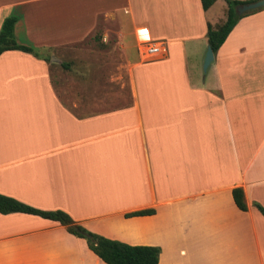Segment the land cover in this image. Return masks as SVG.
<instances>
[{
  "label": "crops",
  "instance_id": "obj_1",
  "mask_svg": "<svg viewBox=\"0 0 264 264\" xmlns=\"http://www.w3.org/2000/svg\"><path fill=\"white\" fill-rule=\"evenodd\" d=\"M219 2L223 18L208 19ZM226 10V0L207 11L200 0H0V29L15 16L18 44L52 52L47 62L0 55V70L17 62L31 71L22 93L0 89V195L62 211L110 240L157 247L158 264H264L255 207L264 209V9L237 22L204 72L208 26ZM101 17L120 29L115 68L126 70L128 102L96 110V72L110 65L92 48L80 57ZM156 42L162 56L142 61L139 47ZM57 69L62 85L79 78L81 94L65 93L76 109L54 91ZM109 82L100 81L103 92L118 84ZM143 210L154 213L126 216ZM0 264L105 263L58 222L12 213L0 214Z\"/></svg>",
  "mask_w": 264,
  "mask_h": 264
},
{
  "label": "trees",
  "instance_id": "obj_2",
  "mask_svg": "<svg viewBox=\"0 0 264 264\" xmlns=\"http://www.w3.org/2000/svg\"><path fill=\"white\" fill-rule=\"evenodd\" d=\"M216 1L217 0H200L202 9L207 11ZM226 3L227 10L225 21L215 28L210 25L208 26L207 39L213 54L217 53L237 22L242 17L248 15V13L238 15L236 12V8L244 4V2L226 0ZM16 21L17 19L15 16H9L4 19L1 25L0 55L7 51H20L48 61L49 59L39 54L36 49L20 45L15 41L13 31ZM62 67L64 69H69V65L65 63L62 64ZM232 197L239 210L244 212L248 210L244 192L241 188L233 189ZM255 207L264 216V209L259 205H255ZM12 213L28 214L58 222L72 235L84 239L88 248L105 264H158L159 262L160 249L157 247L130 246L110 240L84 229L62 211H41L15 199L0 195V214L8 215ZM153 213L154 210H143L127 214L126 216H146Z\"/></svg>",
  "mask_w": 264,
  "mask_h": 264
},
{
  "label": "rangeland",
  "instance_id": "obj_3",
  "mask_svg": "<svg viewBox=\"0 0 264 264\" xmlns=\"http://www.w3.org/2000/svg\"><path fill=\"white\" fill-rule=\"evenodd\" d=\"M258 0H250L247 2H255ZM221 3L223 2H219L210 12V14L208 15V19L211 20H219L221 18H223V14L222 11H220V7H221ZM220 4V5H219ZM264 8H261V10H263ZM260 10V9H259ZM255 11H250L247 12L249 13H255ZM246 14V13H244ZM214 22V21H213ZM104 29L106 30V36L103 37V33H104ZM120 29H118V26L116 23L114 22H110V23H106L104 20V17H101L98 23V29L96 30V32L94 33V35H92V37L88 40H86V42H84L83 46H89V50L86 53H84L82 55V59L87 60L88 55H90V50L91 48L95 51L100 52V54H97V58L98 61L102 62V63H108L106 65L110 67L107 68L106 71H102V70H98L96 73V78L98 79L99 82V88L96 90V97L94 102H96V104H94L95 106L93 107L94 109L98 110V109H110V108H118V106H123L126 105L128 102V98H127V92H126V88L123 87H119V81H121L122 84H126V70H118L117 68H115L116 65H119L122 63L121 61H123L124 59L122 58L121 55H118L117 53V42H118V38L116 36L117 32ZM102 37L103 42H102ZM36 50L39 52V54H41L43 57L45 58H49L50 55H52V52L50 50H44V49H37ZM105 53V54H103ZM32 55V54H30ZM33 57H35L34 55H32ZM56 56H58V58H62L60 54H56ZM37 58V57H36ZM41 59V58H38ZM55 58L50 57V61L53 60ZM19 60V59H18ZM44 60V59H43ZM46 61V60H45ZM49 61V60H48ZM152 61V60H151ZM47 62V61H46ZM149 62V61H148ZM69 68L71 66V63L68 64ZM8 67H13V68H19L17 70H8ZM23 66L17 62H9L7 64H5L2 69L0 70V72L2 73H8L7 76H5V78L3 79V83L1 82V86L0 89H6L8 88L10 90V94H14V95H18V92L22 93V90L24 88H29V86H24L22 84V80H26L27 78L31 77V71H26L22 69ZM60 71L62 72L63 69L60 68ZM27 73V75H26ZM56 71L53 72V74H55ZM79 75L82 76V72L79 70ZM76 76V75H75ZM72 77V79L67 80L66 85L63 83H61L60 80V76H59V70L57 69V75L55 74L52 78V85L54 88V91L56 92V94L59 96V98L62 100V102L68 106V108L70 109H76L75 107H73L72 103L70 101H66V96L65 93H77L79 90L80 93V89H78L76 84H77V79L76 77ZM12 78H17V79H12ZM121 78V79H120ZM109 80L112 82L113 80L117 81L118 84L115 85V88H111L110 91H102V87L100 84V81L103 84H109ZM24 87H23V86ZM24 92V91H23ZM81 94V93H80ZM79 94V95H80ZM121 95V100L122 103H119L118 101V95ZM113 99V101L111 100ZM2 106V105H0ZM14 107L11 108H5L6 110H12V109H19L16 108L17 105H13ZM16 106V107H15Z\"/></svg>",
  "mask_w": 264,
  "mask_h": 264
},
{
  "label": "water",
  "instance_id": "obj_4",
  "mask_svg": "<svg viewBox=\"0 0 264 264\" xmlns=\"http://www.w3.org/2000/svg\"><path fill=\"white\" fill-rule=\"evenodd\" d=\"M264 8V0H258L255 2H250L247 4H242L236 8V12L238 15H243L244 13L259 10ZM214 60V54L210 47L207 48L204 63H203V71L207 72L209 66Z\"/></svg>",
  "mask_w": 264,
  "mask_h": 264
},
{
  "label": "built area",
  "instance_id": "obj_5",
  "mask_svg": "<svg viewBox=\"0 0 264 264\" xmlns=\"http://www.w3.org/2000/svg\"><path fill=\"white\" fill-rule=\"evenodd\" d=\"M138 50L141 60L147 62L162 56L164 44L162 42L143 44Z\"/></svg>",
  "mask_w": 264,
  "mask_h": 264
}]
</instances>
